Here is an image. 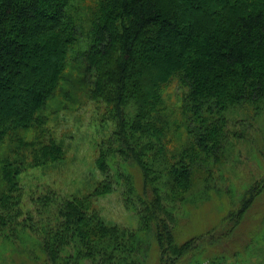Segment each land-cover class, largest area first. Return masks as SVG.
Returning <instances> with one entry per match:
<instances>
[{"label":"trees","instance_id":"obj_1","mask_svg":"<svg viewBox=\"0 0 264 264\" xmlns=\"http://www.w3.org/2000/svg\"><path fill=\"white\" fill-rule=\"evenodd\" d=\"M77 1L0 0V106L14 103L0 110V259L151 264L157 254V264L251 263L264 246V223L254 235L244 230L255 218V202L264 204V178L238 202L228 198V216L242 227L239 236L221 238L222 252L212 251L215 242L199 244L210 232L179 241L178 229L191 206L227 194L208 184L209 163L225 153L227 113L264 110V0H99L84 41L73 14ZM193 7L202 13L195 21L188 19ZM77 45L81 82L66 98L77 102L82 94L97 111L105 105L102 121L113 130L97 146L103 180L84 197L51 189L32 197L34 214L20 177L65 159L43 113ZM169 90L181 99L175 114L164 109ZM257 139L264 170V128ZM119 188L136 229L104 224L93 206Z\"/></svg>","mask_w":264,"mask_h":264},{"label":"rangeland","instance_id":"obj_2","mask_svg":"<svg viewBox=\"0 0 264 264\" xmlns=\"http://www.w3.org/2000/svg\"><path fill=\"white\" fill-rule=\"evenodd\" d=\"M98 3L99 0H79L75 3L73 14L77 18L78 24L82 26L83 36L80 38L81 41L85 40L90 30ZM200 16H202V13L193 7V12L188 16V19L195 21ZM80 48L78 45L72 48L64 73L65 81L61 82L55 95L56 98L48 103L47 109L43 113L49 118L46 127L49 130L48 134L50 133L56 142L64 147L66 151L65 159L55 164L25 172L20 177V182L26 190L27 211L34 214L36 205L32 203V197L46 194L50 189L64 197H84L92 193L99 182L103 180L102 174L96 169L97 146L103 139L108 138L113 130L112 125L102 121L101 114L104 112L105 105L99 107V111H97L98 105L96 102L89 101L82 94L79 95L77 102H72V100H68V97L66 98L69 94L72 95L73 90L76 91V87L72 84L81 82L79 78L81 67L78 61L75 60L77 51ZM43 67V73L49 76L52 72L51 67H47L46 64ZM164 101L166 102L165 110L170 109L174 114L179 111L181 99L174 90H169L164 94ZM13 106L14 103H7L0 106V110L14 108ZM244 110L246 109H242L241 112L231 111L227 113L230 133L228 134L225 153L219 158L218 164L209 163L212 178L208 184L227 194L220 197L213 193L211 199L199 206L198 209L191 206L190 215L180 219L179 241L201 234L207 235L210 232L204 237V241H200L199 244L204 243L207 246L215 242L212 248L216 246L219 248L218 245L224 241L221 238L231 236V234L239 236L241 232L242 225L240 228V224L234 226L237 217L233 219L228 216L229 212L232 211L230 203L238 202L243 192L245 193L247 189L264 178V170L259 166L255 155V148L258 146L257 137L259 138L262 135L264 128V110H258L259 114L252 108ZM170 111H167V113ZM172 128L171 126L168 136L170 139L169 147L174 151L177 150L179 144L176 137L172 139ZM203 175L196 176L194 193L200 189L204 180ZM122 191V188H119L113 193L99 197L97 201H93V206L100 213L104 224L136 229L138 219L134 216V213L125 208ZM255 203L257 204L253 208L255 218L244 230L250 234L251 229L252 235H254V231L259 232L264 223V204L261 200ZM236 210L234 208L235 212ZM257 214L259 218H256ZM39 217L35 216V223L39 221ZM250 217L252 218L253 214ZM217 248L212 251L222 252L220 248L218 250ZM153 259L151 264H157V254L153 256ZM185 262L187 260L182 264H185ZM0 264L43 263H37L27 255L18 254L14 256L13 261L9 255H6V257L0 259ZM46 264L52 263L48 262ZM226 264L237 263L228 260ZM249 264H264V246L256 251V256H253Z\"/></svg>","mask_w":264,"mask_h":264}]
</instances>
